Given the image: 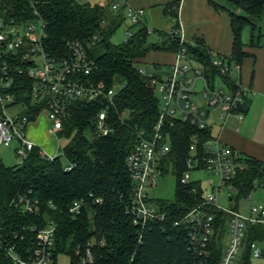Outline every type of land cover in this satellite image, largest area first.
Returning a JSON list of instances; mask_svg holds the SVG:
<instances>
[{
    "label": "trees",
    "instance_id": "1",
    "mask_svg": "<svg viewBox=\"0 0 264 264\" xmlns=\"http://www.w3.org/2000/svg\"><path fill=\"white\" fill-rule=\"evenodd\" d=\"M208 1L217 11L229 14L233 33L230 58L241 64L248 56L243 43L244 29L250 27L254 36L264 15V0ZM179 7L178 1L164 5V15L178 20ZM0 13L7 19H42L46 34L44 47L49 54H61L67 51L69 43L80 42L97 65L87 80L108 88L118 81L124 84L111 112L114 126L111 135L89 138L93 119L101 110L98 104L78 105L72 118L65 122L59 137L68 140L63 156L73 165L70 171H65L62 157L50 161L41 157L38 148L30 151L17 166L9 167L0 160V264H13L10 247L27 254L35 238L31 228L45 227L48 220L57 225L53 264L59 253L69 255L71 264H81L88 248L93 255L92 264H220L228 213L208 207L216 218L218 233L208 248L209 254L199 257L189 251L185 229L161 224L141 229L127 210L133 190L127 160L136 144V131L151 133L160 115V99L149 85L152 75L141 74L139 65L151 52L177 54L184 47L192 59L213 72L212 53L205 42L197 38L193 43L181 44L179 35L172 34L180 29L176 22L167 37L153 43L147 25L140 23L131 38L115 45L111 40L126 24L125 10L114 12L110 6L92 5L84 0H3ZM96 35L99 39L94 41ZM169 66L155 65L153 69L163 72ZM21 81L22 87L15 92L17 100L30 103L33 82L27 77ZM250 102L249 97L245 99L242 113L247 114ZM42 109H30L32 120H36ZM123 112L129 116L121 121L119 114ZM166 133L171 152L164 163L163 175L172 172L177 177L176 196L173 201L157 204L168 217L177 218L205 200L200 182L182 184L181 179L194 139L201 153L204 144L214 137V130L175 120L173 124L168 122ZM257 183L264 186V162L244 158V168L237 171L228 187L239 197H249ZM29 192L39 205V211L34 214L12 205L18 194ZM81 199L87 200L82 214L76 219L67 216L69 206ZM97 199L102 202L96 203ZM231 200H234L232 194ZM13 231L17 237L10 234ZM253 242L263 246L264 255V224L248 226L238 264H252Z\"/></svg>",
    "mask_w": 264,
    "mask_h": 264
},
{
    "label": "built area",
    "instance_id": "2",
    "mask_svg": "<svg viewBox=\"0 0 264 264\" xmlns=\"http://www.w3.org/2000/svg\"><path fill=\"white\" fill-rule=\"evenodd\" d=\"M2 2L0 0V7ZM110 7L114 12L120 10L118 3H112ZM125 15L126 22L136 26L143 23L145 12L127 7ZM180 30L181 27L172 34L180 37ZM133 35L131 27H128L127 39ZM45 38V23L42 19H7L0 13V147H10L17 142L18 157L24 159L30 151L38 148L42 158L53 161L56 156L50 155L29 139V126L45 112L50 133L61 139L59 134L63 131L65 122L72 118L76 107L94 103L101 110L93 119L92 136L107 137L114 131L111 112L116 108V98L121 89L116 90L115 85L108 88L104 84L97 85L87 80L97 69V65L82 43H69L67 51L51 55L44 47ZM98 39L99 36L96 35L94 41ZM180 43H185L182 38ZM181 60L188 64L181 65ZM211 63L213 72L192 59L183 47L176 54V62L167 71L153 69L150 72L152 77L149 85L160 99V115L151 133L136 131V144L127 160L133 184L127 210L133 223L141 229L158 224L185 229L189 251L199 257L209 254L208 248L218 233L216 218L208 207L228 213V244L224 248L220 264H238L248 226L264 224V206L253 208L249 216H244L239 211H227L216 205L217 194L223 187H228V182L238 170L244 168V157L240 152L222 143L214 134L200 153L197 140L194 139L181 183L193 182V171H209L217 177L218 185L213 186L210 195L204 196L205 200L201 205L183 216L168 217L157 203L152 202L148 193L150 189L157 187L158 180L164 173V163L171 152L170 138L166 133L168 122L173 124L175 120H179L200 129L214 130L217 125L225 126L232 117L240 121L244 119L245 114L240 109L251 90L239 81L241 64L225 57H213ZM139 71L143 75H149L146 69L139 68ZM23 77L33 82L30 103L17 100L15 94L22 87ZM31 108H43L36 120H32L28 113ZM119 115L123 121L129 113ZM72 168L73 165L65 163V171ZM230 190L232 191L231 188ZM95 202L101 203L102 200L97 199ZM12 205L30 214L39 211L38 201L31 198V192L18 194ZM86 205V199L73 202L67 210V216L76 219ZM56 228L53 220H48L45 227L31 228V234L35 238L30 242L27 254L19 253L15 247L9 248L12 263L53 264ZM10 234L17 237L15 231ZM141 237L142 233H139V238ZM250 249L253 259L264 258L260 243L253 242ZM92 263L93 255L88 248L81 264Z\"/></svg>",
    "mask_w": 264,
    "mask_h": 264
},
{
    "label": "crops",
    "instance_id": "3",
    "mask_svg": "<svg viewBox=\"0 0 264 264\" xmlns=\"http://www.w3.org/2000/svg\"><path fill=\"white\" fill-rule=\"evenodd\" d=\"M92 5L110 6L118 3L120 9L131 7L144 10V17L151 16V12L163 6L178 1L179 18L174 20L180 24V37L185 43H193L195 39H202L212 53V57L230 58L233 50V33L231 18L225 11H217L208 0H84ZM164 14V12H163ZM143 17V18H144ZM145 17V18H146ZM143 23L146 24L143 19ZM174 25H172L170 32ZM246 30L244 29V32ZM243 43L248 56L242 61L239 76L240 83L249 88L251 93L250 106L244 119L236 117L228 120L225 126L217 125L214 134L222 143L237 150L244 158H254L264 162V15L260 19L254 36L245 35ZM175 59L167 65L176 62ZM30 135V129H29ZM1 161H4L1 158Z\"/></svg>",
    "mask_w": 264,
    "mask_h": 264
},
{
    "label": "rangeland",
    "instance_id": "4",
    "mask_svg": "<svg viewBox=\"0 0 264 264\" xmlns=\"http://www.w3.org/2000/svg\"><path fill=\"white\" fill-rule=\"evenodd\" d=\"M150 17H144L146 25L150 31V41L157 43L167 37L170 33L172 25H174V20L163 14L162 10H155L150 13ZM131 27V31L136 32L137 26H132L130 22H126L113 36L112 43L115 45H120L127 40V29ZM245 35L251 33V28H245ZM162 33L163 36H160ZM175 59L174 54L165 52H151L147 55V58L139 65V68L146 69L148 72L153 70L155 65H160L165 68L166 65ZM181 65H187L188 63L184 60L179 62ZM170 64V63H169ZM164 70V69H163ZM122 81H118L115 85L116 90L122 89ZM29 139L35 142L41 149L45 150L52 156L62 157V162L66 163L63 156V151L67 146V139H59L57 136L50 133V126L44 112L38 119V121L33 122L30 126ZM89 138H93L90 132ZM18 143L14 142L10 147H0V160L4 159L5 164L9 167L17 166L22 162V158L17 155ZM191 181L199 182L202 185L204 196H208L213 192V186L218 185L217 177L209 171H193L191 173ZM176 186L177 177L169 172L164 174L159 178L157 187L150 189L148 191L150 199L153 203L158 201H173L176 196ZM231 194L234 196V200H231ZM216 205L224 210L230 211L238 208V211L244 215L249 216L251 209L264 206V186L256 184V189H254L249 197H239L237 193H231L230 188L223 187L222 191L217 194ZM229 221V216L227 222ZM227 226V223H226ZM224 247L228 244V236L223 240ZM56 264H71L70 256L64 253H59L56 256ZM252 264H264V258L252 259Z\"/></svg>",
    "mask_w": 264,
    "mask_h": 264
}]
</instances>
